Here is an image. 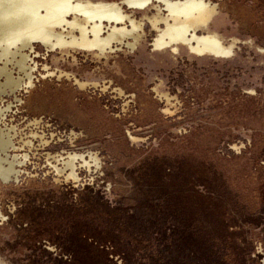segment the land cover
I'll return each instance as SVG.
<instances>
[{
  "label": "rangeland",
  "instance_id": "374dc122",
  "mask_svg": "<svg viewBox=\"0 0 264 264\" xmlns=\"http://www.w3.org/2000/svg\"><path fill=\"white\" fill-rule=\"evenodd\" d=\"M206 1L229 57L156 50L147 20L132 48H21L0 264H264V0Z\"/></svg>",
  "mask_w": 264,
  "mask_h": 264
},
{
  "label": "flooded vegetation",
  "instance_id": "af4514ba",
  "mask_svg": "<svg viewBox=\"0 0 264 264\" xmlns=\"http://www.w3.org/2000/svg\"><path fill=\"white\" fill-rule=\"evenodd\" d=\"M64 1L71 6L79 7L86 14L92 16L91 18L95 19V24H98V19L106 18L121 22L115 25L114 23H107L103 20L101 31L95 30L98 34L97 39L88 31L90 29L88 25L86 28L88 31L87 39L81 42L76 41L77 43H75L70 37L78 38L80 36L79 30L77 28L75 29V27L70 29L69 27L63 26L65 31L61 32L60 29H56L57 32H61L59 35L61 37L60 39L46 37L48 40L47 44L34 41L30 45L34 43L42 44L47 49H59L61 52L67 51L66 49L68 47H78L83 51L104 52L106 49H111L119 44L132 48L142 31H144V26L146 25L144 22L147 20L150 27L157 33L153 44L156 50L172 52L178 45H185L193 54L210 55L217 58L229 57L234 51V45L236 43L234 39L230 42H225L217 32L210 29L209 23L214 12V6L206 0ZM126 8L131 10L127 11ZM132 9H141L143 16L140 20L137 19ZM148 10L154 12L149 15V13H146ZM41 13L43 14L44 12L42 11ZM66 20H76L79 22L87 20V18L79 14H70ZM84 24L86 23L83 22ZM101 33H104V36L101 37ZM23 47L20 44H17L15 47H10L9 52L13 54L0 61L2 66L0 68H3L0 78H4L0 83V94L4 92L5 88L13 90L19 85L18 80L11 75V68H8L9 64L15 66L25 74H27L26 71L28 70L30 74L32 73L31 64H27L28 60H32L31 54L27 55V52L21 53V48ZM261 51L264 52V50ZM16 53H18V59L13 58ZM4 62L7 63L6 66L3 65ZM4 75L5 77H3ZM4 111L5 109L0 111V116ZM10 129H6L5 132L0 131V175L5 178L16 171V164L20 162V157H17V150L14 151L15 154L10 159V152L12 151H8L9 147H12ZM75 157L69 156L62 163L65 172L68 170L71 178H76L74 174L76 168L73 170ZM63 167L60 168L62 169Z\"/></svg>",
  "mask_w": 264,
  "mask_h": 264
},
{
  "label": "bare ground",
  "instance_id": "6f19581e",
  "mask_svg": "<svg viewBox=\"0 0 264 264\" xmlns=\"http://www.w3.org/2000/svg\"><path fill=\"white\" fill-rule=\"evenodd\" d=\"M44 12L43 14L41 12ZM70 14H79L87 18L77 22L76 20L68 21L67 16ZM77 6H71L62 0H0V61L13 53L9 52L10 47L20 44L22 47L32 42H41L47 44L46 37L60 39L63 26L70 29L77 28L80 36L70 37L73 42L84 41L88 37V31L97 39V31H101L103 20L107 23L118 22L117 20L95 19L91 18ZM83 22L86 24L83 25ZM90 29L87 31V26ZM114 28V27H113ZM60 29L61 32H57ZM69 31V30H68ZM7 63H3L6 66ZM5 68V67H4ZM3 68H0V74Z\"/></svg>",
  "mask_w": 264,
  "mask_h": 264
}]
</instances>
